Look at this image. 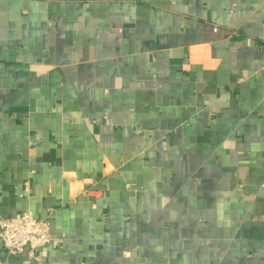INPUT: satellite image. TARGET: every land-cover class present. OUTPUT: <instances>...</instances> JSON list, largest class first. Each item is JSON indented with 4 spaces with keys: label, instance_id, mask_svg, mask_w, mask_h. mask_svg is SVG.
<instances>
[{
    "label": "crops",
    "instance_id": "crops-1",
    "mask_svg": "<svg viewBox=\"0 0 264 264\" xmlns=\"http://www.w3.org/2000/svg\"><path fill=\"white\" fill-rule=\"evenodd\" d=\"M263 180L264 0H0V215L64 236L31 264H264Z\"/></svg>",
    "mask_w": 264,
    "mask_h": 264
},
{
    "label": "built area",
    "instance_id": "built-area-1",
    "mask_svg": "<svg viewBox=\"0 0 264 264\" xmlns=\"http://www.w3.org/2000/svg\"><path fill=\"white\" fill-rule=\"evenodd\" d=\"M25 184L29 190V181ZM261 187H264V180ZM0 240L8 252L28 256L23 264H31V260H39L37 252L41 248L49 244L59 246L63 243L64 236L53 235L48 218L38 217L31 210H24L12 216L0 215Z\"/></svg>",
    "mask_w": 264,
    "mask_h": 264
}]
</instances>
